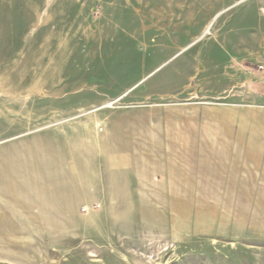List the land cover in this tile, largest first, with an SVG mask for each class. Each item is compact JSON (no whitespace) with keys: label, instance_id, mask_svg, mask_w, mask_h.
<instances>
[{"label":"rangeland","instance_id":"rangeland-1","mask_svg":"<svg viewBox=\"0 0 264 264\" xmlns=\"http://www.w3.org/2000/svg\"><path fill=\"white\" fill-rule=\"evenodd\" d=\"M0 264H264V0H0Z\"/></svg>","mask_w":264,"mask_h":264}]
</instances>
